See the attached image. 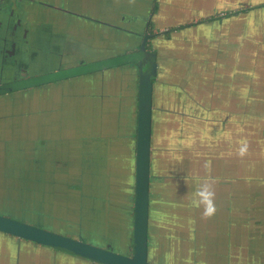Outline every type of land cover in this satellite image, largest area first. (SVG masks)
I'll return each instance as SVG.
<instances>
[{
  "label": "crops",
  "instance_id": "0c3cea01",
  "mask_svg": "<svg viewBox=\"0 0 264 264\" xmlns=\"http://www.w3.org/2000/svg\"><path fill=\"white\" fill-rule=\"evenodd\" d=\"M150 32V198L163 211L154 243L150 209V253L166 264H264V210L254 206L262 178L254 166L264 161L246 144L264 142V0H0V83L134 53ZM137 94L138 70L127 64L1 96L0 214L125 253ZM203 183L210 216L195 196ZM200 209L208 238L221 231L205 258L195 246ZM237 213L250 215L248 225L232 230ZM120 222L125 236L109 240ZM13 254L0 233V264H14Z\"/></svg>",
  "mask_w": 264,
  "mask_h": 264
},
{
  "label": "water",
  "instance_id": "95a60500",
  "mask_svg": "<svg viewBox=\"0 0 264 264\" xmlns=\"http://www.w3.org/2000/svg\"><path fill=\"white\" fill-rule=\"evenodd\" d=\"M143 43L137 53L125 54L89 64L80 63L77 66L58 69L38 76L0 83L1 97L122 65L132 64L137 68L138 94L134 180L130 194L131 235L130 246L126 249V254L116 252L114 247L110 245L105 247L93 245L84 237H81L80 234H77L76 237L66 236L1 214L0 233L62 252L93 264H152L148 259L150 250L148 234L151 227L149 212L150 185L151 180L154 178L151 173L150 159L152 152L155 150L151 145L152 81L154 80L155 54L143 53L145 49ZM142 55L150 57L146 64L141 62ZM197 152L203 154L206 150H198ZM124 200L122 198V201ZM110 201L111 198L109 196Z\"/></svg>",
  "mask_w": 264,
  "mask_h": 264
},
{
  "label": "rangeland",
  "instance_id": "374dc122",
  "mask_svg": "<svg viewBox=\"0 0 264 264\" xmlns=\"http://www.w3.org/2000/svg\"><path fill=\"white\" fill-rule=\"evenodd\" d=\"M20 98V97H18ZM256 123H254L253 125H249V126H246L244 129H243V133H246V134H249V133H253V131L258 127V125L256 126L255 125ZM260 128V127H259ZM251 138V137H250ZM264 138H260V141H263ZM254 143L256 142H252V143H246V144H253L252 148H249L251 150L248 151L249 155L253 158H255L256 156H259V160H262V162L264 161V142H260L258 144H255ZM245 144H243L242 146H244ZM241 160L244 161L245 158L244 156L241 155ZM256 165L254 166V169H256V172L258 173V175H260V177H262L260 180H258L256 182V184L259 186L261 185V189H259V199L255 202L254 206L256 208H259L261 206V212L264 210V163H262V165H260L261 163H255ZM227 166H232L230 164V160L229 158H227ZM198 184L201 183V181L198 179L196 180ZM156 203L153 202V206L155 205ZM150 205H151V213H155L153 216L154 218V236H153V242L154 243H157L158 240V236L157 234L155 233V230H158L156 228V223L158 221V219L162 216L163 214V211L162 210H154L153 207H152V202H150ZM203 211V209H200L199 211V220L200 222H196L198 223L199 225L201 224V226L199 227L200 228V232H198V241H196L195 243V246L197 247V253H198V256L200 258H205L206 256V253L208 250H211L212 247L214 246V244L217 242V239L219 238L220 234H221V231H219V233L216 235V236H213V237H209L210 235V231L211 229L208 228V225L206 223H204L203 221V217L201 215V212ZM180 218H179V222L180 224L184 225L186 228L190 227L192 224H193V220L192 218L190 217V212H182L180 213ZM258 215V218L261 217L260 213L257 214ZM10 217V216H9ZM111 217H113V215H111ZM250 217V215L248 216L246 213H237L235 215H233L231 218L235 219L233 222L231 221V223L229 224V226L231 227V229L233 230H236L239 229H243L244 227V224H245V228L247 227L248 225V218ZM12 218V217H11ZM263 218V217H261ZM264 219V218H263ZM244 228V229H245ZM45 229H48V228H45ZM220 230H222V226L220 227ZM61 234L63 235H66V236H70L68 233L66 232H61ZM222 239V238H221ZM207 240L205 242L206 246L205 245H202L203 242ZM89 243L93 244L90 240H87ZM175 242V241H174ZM180 243V242H179ZM151 247H153L151 245ZM150 247V250H149V255H148V259H149V262L152 263V264H166V263H160L159 260L155 257L152 256V249ZM22 255H27L28 259H34V260H39L40 262L38 264H46V259L48 260V255L46 253H43V254H39V253H35L29 249H22ZM153 253H155V251H153ZM15 257V252L13 254V258ZM50 264H55V259L54 260H50L49 262ZM48 263V264H49ZM15 264V263H14ZM171 264H173L171 262ZM201 264H204V263H201Z\"/></svg>",
  "mask_w": 264,
  "mask_h": 264
},
{
  "label": "trees",
  "instance_id": "16d2710c",
  "mask_svg": "<svg viewBox=\"0 0 264 264\" xmlns=\"http://www.w3.org/2000/svg\"><path fill=\"white\" fill-rule=\"evenodd\" d=\"M134 53H137V52H134ZM153 130H154V121H153V124H152L151 134H153ZM151 142H152V145H153V142H154V137L153 136H152ZM198 150H202V149L201 148H197V149L194 150V152H197ZM155 154H156V152L154 150L153 151V155H155ZM201 155L202 154L199 153V156H201ZM184 167H192L191 162L187 161ZM151 172H152V164H151ZM195 177H198V176L197 175H193L192 176L193 179ZM154 178L156 179L157 177H154ZM154 178H153V180H151L150 195L152 194V188H154V186H155L154 185V183H155L154 182ZM173 178H175V177H173ZM164 179H166V178H164ZM176 180H177V176H176ZM107 195H108V193H107ZM151 201H152V198H150V196H149V206H150V208H151V205H150ZM101 202H102L101 210L103 212H106L107 208L109 206V198H108V196L104 197ZM130 228H131V222H130ZM105 229H107V228H105ZM125 231H127L126 227H125V224L123 222H120V224L118 225V227L116 229H110V233L107 234V238L109 240H111V241H113V239L115 238L116 241H118V239L120 240V236L121 237L125 236ZM130 235H131V231L129 229L128 239L126 240V243H124V244H126L128 246V248L130 246ZM81 237H83V236L81 235ZM11 238L13 239V249H14V252H15V257L13 258V263H15V264H20V263L26 264V262L32 263V264H36V263L40 262L39 260H34V259H31V258L28 259L27 255H22V251H23L22 249H24V248L25 249H29V250H31V251H33L35 253H39V254L46 253L48 255V257H47L48 260L46 259L47 263H49L50 260H54L55 259V264H93V263L88 262L86 260L71 256V255H68V254H65V253H62V252H57V251L51 250L49 248H46V247L31 243V242H27V241H24V240H18L15 237H11ZM151 241L152 240H151V237H150V228H149V234H148V245H149V248L151 247V244H152ZM116 248L120 249V250L124 249V248L121 249L120 247H116ZM123 254H126V253H123Z\"/></svg>",
  "mask_w": 264,
  "mask_h": 264
},
{
  "label": "clouds",
  "instance_id": "9594fccd",
  "mask_svg": "<svg viewBox=\"0 0 264 264\" xmlns=\"http://www.w3.org/2000/svg\"><path fill=\"white\" fill-rule=\"evenodd\" d=\"M195 196L205 205L204 215L210 216L214 213L213 192L208 183H203L195 190Z\"/></svg>",
  "mask_w": 264,
  "mask_h": 264
},
{
  "label": "flooded vegetation",
  "instance_id": "af4514ba",
  "mask_svg": "<svg viewBox=\"0 0 264 264\" xmlns=\"http://www.w3.org/2000/svg\"><path fill=\"white\" fill-rule=\"evenodd\" d=\"M173 31H174V30H169L167 33L170 34V33L173 32ZM153 37H155V36H154V32H153V33H152V32L147 33V35L144 34V35L142 36V38H141V42H140L139 46L137 47V50H135V52H139V49H140L142 43L144 42L143 44H144L145 49H144L143 53H147V54L151 53L152 51H151L150 46H149V41H150ZM132 53H133V52H132ZM149 58H150V57H148L147 55H146V56L142 55V57H141V62L144 63V64H146V63L148 62ZM154 115H155V114H154V112H153V113H152V119H153ZM159 181H160V179L157 180V182H159ZM160 183H161V182H160ZM151 202H152V201H151ZM156 258H158V259L160 260V255H157Z\"/></svg>",
  "mask_w": 264,
  "mask_h": 264
}]
</instances>
